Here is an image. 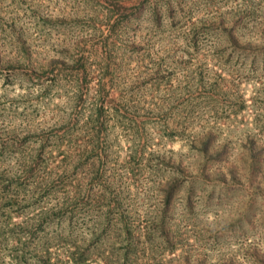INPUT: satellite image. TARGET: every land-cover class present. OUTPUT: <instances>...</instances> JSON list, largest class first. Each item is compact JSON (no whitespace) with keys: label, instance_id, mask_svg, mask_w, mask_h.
Here are the masks:
<instances>
[{"label":"rangeland","instance_id":"374dc122","mask_svg":"<svg viewBox=\"0 0 264 264\" xmlns=\"http://www.w3.org/2000/svg\"><path fill=\"white\" fill-rule=\"evenodd\" d=\"M0 264H264V0H0Z\"/></svg>","mask_w":264,"mask_h":264}]
</instances>
